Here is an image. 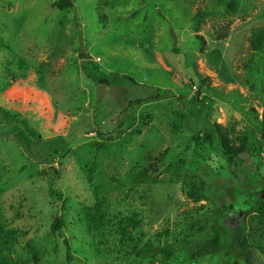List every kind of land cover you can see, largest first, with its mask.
I'll use <instances>...</instances> for the list:
<instances>
[{
  "label": "rangeland",
  "instance_id": "374dc122",
  "mask_svg": "<svg viewBox=\"0 0 264 264\" xmlns=\"http://www.w3.org/2000/svg\"><path fill=\"white\" fill-rule=\"evenodd\" d=\"M56 1L0 0V227L16 264H264V224L232 209L264 188V46L248 41L264 0ZM82 54L139 86L95 83ZM213 122L249 137L232 163L193 144ZM147 167L157 181L135 183ZM102 195L141 209L149 236L123 241L115 216L93 231ZM215 231L219 252L193 256ZM149 241L172 257H139Z\"/></svg>",
  "mask_w": 264,
  "mask_h": 264
},
{
  "label": "trees",
  "instance_id": "16d2710c",
  "mask_svg": "<svg viewBox=\"0 0 264 264\" xmlns=\"http://www.w3.org/2000/svg\"><path fill=\"white\" fill-rule=\"evenodd\" d=\"M54 7L59 8L60 10H65L68 8H73V2L69 0H58L54 3ZM235 4L231 2L228 6V9L233 13L235 10ZM204 16L201 12L197 13L194 18L199 19V17ZM251 35L248 39L249 45L254 50H260L264 46V26L258 27L251 31ZM216 37L218 40H223L227 38V33L220 34L216 31ZM203 40L201 37H199ZM204 43V40H203ZM82 69L85 75L90 78L95 83L109 84L113 81H125L129 84L139 86L132 77L122 76L114 74V77L107 75H102L98 73L97 66L91 61L86 54H82ZM141 101H138L137 104H140ZM199 103L206 102L199 101ZM249 137L242 133H237L234 127L224 126L222 124L213 122L211 126L204 132H198V134L193 138V144L195 147L200 149L211 147L218 152V155L223 159L227 160L229 163H232L234 160L239 158L244 154L249 146ZM25 149V148H24ZM152 171L151 167L139 169L134 177L135 183H144L146 181L156 182L157 177L152 176L150 173ZM196 192L194 186L190 187L189 195L193 197ZM97 203L95 205L93 214L90 218V228L99 232L106 227H111L113 224L112 219L115 216L117 220L116 226L117 230L122 233V240L134 241V232H139V236L147 237V233H144V218L143 212L138 207L134 206L133 210L130 212H115L112 211V202L109 196H99ZM199 201V197L197 198ZM197 200V201H198ZM232 209L242 216L248 215L250 212H255L256 216L259 219V222L264 224V188L253 189L242 196H240L232 206ZM61 225V220L58 219L53 223V230H58ZM1 226V225H0ZM112 230V229H110ZM119 231V232H120ZM134 231V232H133ZM101 234V232H100ZM170 235L169 229H163L160 232L155 234L156 239H161L162 237H168ZM9 239L17 241L18 236L15 232H4L0 227V264H16L17 262L10 255L8 250ZM242 246L247 247V242L245 238L240 242ZM221 236L219 232L215 231L213 237L205 243H201L196 250L193 251V256L195 257H204L219 252L221 248ZM68 256L71 250L69 242H66ZM259 247V246H258ZM255 248V247H254ZM133 249L136 250L138 256H163L168 259L172 257L174 251L171 244H166L165 246L155 245L153 242H146L145 244L139 245L136 244ZM259 249V248H257ZM70 257V256H69Z\"/></svg>",
  "mask_w": 264,
  "mask_h": 264
},
{
  "label": "water",
  "instance_id": "95a60500",
  "mask_svg": "<svg viewBox=\"0 0 264 264\" xmlns=\"http://www.w3.org/2000/svg\"><path fill=\"white\" fill-rule=\"evenodd\" d=\"M172 38L174 40V46L177 45L178 41H177V36L174 32H172Z\"/></svg>",
  "mask_w": 264,
  "mask_h": 264
}]
</instances>
